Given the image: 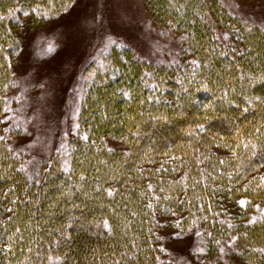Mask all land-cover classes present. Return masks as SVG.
Here are the masks:
<instances>
[{"label":"trees","instance_id":"1","mask_svg":"<svg viewBox=\"0 0 264 264\" xmlns=\"http://www.w3.org/2000/svg\"><path fill=\"white\" fill-rule=\"evenodd\" d=\"M71 1L0 0V125L21 23H45ZM152 5L197 61L159 67L112 49L69 154L34 172L0 137V264H158L160 232L176 226L200 227L218 257L228 241L231 255L264 264V28L219 0ZM222 60L229 69L215 70Z\"/></svg>","mask_w":264,"mask_h":264},{"label":"rangeland","instance_id":"2","mask_svg":"<svg viewBox=\"0 0 264 264\" xmlns=\"http://www.w3.org/2000/svg\"><path fill=\"white\" fill-rule=\"evenodd\" d=\"M151 1L72 0L45 23L24 19L0 125V137L8 141L22 169L34 172L42 162L69 154L80 132L83 103L96 73L112 60V49L127 48L136 58L159 67L197 61L185 32L159 22ZM219 1L240 22L264 28V0ZM217 31L221 41L238 47L225 28ZM225 63L222 60L215 70L229 69ZM205 65L209 68L211 63ZM114 117L119 119V114ZM179 131L178 126L164 128L157 138L165 142ZM253 148L252 155L258 147ZM241 201L238 204H245ZM160 235L158 264H246L244 258L230 254L228 241H219V257L209 252L200 227L183 232L176 226Z\"/></svg>","mask_w":264,"mask_h":264},{"label":"snow or ice","instance_id":"3","mask_svg":"<svg viewBox=\"0 0 264 264\" xmlns=\"http://www.w3.org/2000/svg\"><path fill=\"white\" fill-rule=\"evenodd\" d=\"M244 202L243 201H241V204H243Z\"/></svg>","mask_w":264,"mask_h":264}]
</instances>
